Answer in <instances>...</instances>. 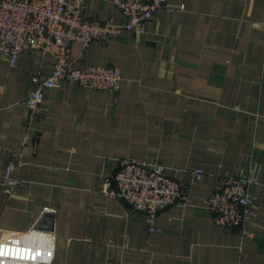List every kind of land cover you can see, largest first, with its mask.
Wrapping results in <instances>:
<instances>
[{"label": "crops", "instance_id": "0c3cea01", "mask_svg": "<svg viewBox=\"0 0 264 264\" xmlns=\"http://www.w3.org/2000/svg\"><path fill=\"white\" fill-rule=\"evenodd\" d=\"M85 15L126 22L112 0H89ZM71 54L119 68L120 91L65 80L31 121V77L50 76L52 61L26 53L12 67L0 52V171L22 182L11 197L0 191V242L50 231L43 264H264V0H170L143 32ZM127 158L161 163L190 188L155 232L104 191ZM225 176L253 180L251 236L222 229L208 209Z\"/></svg>", "mask_w": 264, "mask_h": 264}, {"label": "built area", "instance_id": "2783aa9c", "mask_svg": "<svg viewBox=\"0 0 264 264\" xmlns=\"http://www.w3.org/2000/svg\"><path fill=\"white\" fill-rule=\"evenodd\" d=\"M169 1L112 0L126 20L119 26L113 20L88 18L85 10L89 0H0V52L8 57L10 65L15 67L26 53L50 59L53 64L50 76L31 77L30 92L24 100L31 121L38 117L45 91L59 89L65 80L91 92L118 93L121 70L115 66L80 63L71 54L72 45L77 43L87 49L111 37H119L124 31L141 33L153 15L166 8ZM171 171L161 163L122 159L118 171L106 181L104 191L110 198L126 202L131 212L143 215L150 232H155L159 213L186 203L190 195V188L172 176ZM194 174L201 179L204 171L198 169ZM21 183L12 168L0 171V191L6 196L14 195ZM252 184L251 178L225 176L208 199L213 220L222 229L235 231L242 237L251 236L248 228L255 216L256 202L250 190ZM46 211L51 213L49 209ZM34 233L48 240L33 247ZM52 252V233L35 228L0 242V264H43Z\"/></svg>", "mask_w": 264, "mask_h": 264}, {"label": "water", "instance_id": "95a60500", "mask_svg": "<svg viewBox=\"0 0 264 264\" xmlns=\"http://www.w3.org/2000/svg\"><path fill=\"white\" fill-rule=\"evenodd\" d=\"M40 228V227H39Z\"/></svg>", "mask_w": 264, "mask_h": 264}]
</instances>
